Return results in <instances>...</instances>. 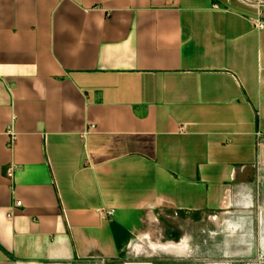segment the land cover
Wrapping results in <instances>:
<instances>
[{
  "label": "crops",
  "instance_id": "0c3cea01",
  "mask_svg": "<svg viewBox=\"0 0 264 264\" xmlns=\"http://www.w3.org/2000/svg\"><path fill=\"white\" fill-rule=\"evenodd\" d=\"M258 20L264 0H0V264H264Z\"/></svg>",
  "mask_w": 264,
  "mask_h": 264
},
{
  "label": "built area",
  "instance_id": "2783aa9c",
  "mask_svg": "<svg viewBox=\"0 0 264 264\" xmlns=\"http://www.w3.org/2000/svg\"><path fill=\"white\" fill-rule=\"evenodd\" d=\"M255 25L259 29H264V21H262V20L256 21ZM16 139H17V136H16L15 132L11 131V144H14L16 142ZM14 173H15V168L11 167L8 171V177L10 179H12L14 177ZM16 205H17V207L22 206V202L18 201ZM101 214L112 216L114 214V210H105V211H102Z\"/></svg>",
  "mask_w": 264,
  "mask_h": 264
}]
</instances>
